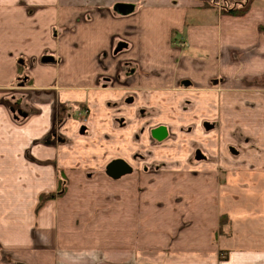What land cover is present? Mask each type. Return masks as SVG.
<instances>
[{
    "label": "crops",
    "instance_id": "crops-1",
    "mask_svg": "<svg viewBox=\"0 0 264 264\" xmlns=\"http://www.w3.org/2000/svg\"><path fill=\"white\" fill-rule=\"evenodd\" d=\"M204 4L0 0V264H264V4Z\"/></svg>",
    "mask_w": 264,
    "mask_h": 264
},
{
    "label": "trees",
    "instance_id": "trees-1",
    "mask_svg": "<svg viewBox=\"0 0 264 264\" xmlns=\"http://www.w3.org/2000/svg\"><path fill=\"white\" fill-rule=\"evenodd\" d=\"M203 1L205 3L204 6L219 7L224 14L233 16H244L252 7L254 2V0H221L222 2L219 0ZM260 32L264 34V25L260 26Z\"/></svg>",
    "mask_w": 264,
    "mask_h": 264
},
{
    "label": "water",
    "instance_id": "water-1",
    "mask_svg": "<svg viewBox=\"0 0 264 264\" xmlns=\"http://www.w3.org/2000/svg\"><path fill=\"white\" fill-rule=\"evenodd\" d=\"M118 11L121 13H129L134 10L133 5L118 4ZM153 136L156 140L162 141L167 137V129L165 127H159L154 129ZM131 168L125 161L115 160L107 168L108 174L118 177L122 174L129 172Z\"/></svg>",
    "mask_w": 264,
    "mask_h": 264
},
{
    "label": "flooded vegetation",
    "instance_id": "flooded-vegetation-1",
    "mask_svg": "<svg viewBox=\"0 0 264 264\" xmlns=\"http://www.w3.org/2000/svg\"><path fill=\"white\" fill-rule=\"evenodd\" d=\"M122 46H124L122 43L119 45V47L121 48ZM46 61L47 62H49V61H53V57H48L47 59H46ZM166 128V127H165ZM167 129V128H166ZM159 141V140H158ZM129 166V165H128ZM130 167V166H129Z\"/></svg>",
    "mask_w": 264,
    "mask_h": 264
},
{
    "label": "rangeland",
    "instance_id": "rangeland-1",
    "mask_svg": "<svg viewBox=\"0 0 264 264\" xmlns=\"http://www.w3.org/2000/svg\"><path fill=\"white\" fill-rule=\"evenodd\" d=\"M219 1H221V0H219ZM254 3L255 4H264V0H254ZM24 83H26V82L24 81Z\"/></svg>",
    "mask_w": 264,
    "mask_h": 264
}]
</instances>
